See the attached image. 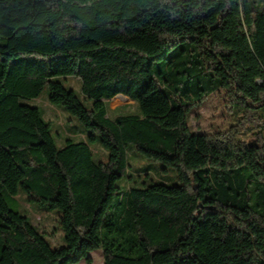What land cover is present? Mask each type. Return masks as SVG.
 <instances>
[{
    "label": "trees",
    "instance_id": "16d2710c",
    "mask_svg": "<svg viewBox=\"0 0 264 264\" xmlns=\"http://www.w3.org/2000/svg\"><path fill=\"white\" fill-rule=\"evenodd\" d=\"M47 83L84 126L63 147L22 101ZM215 92L264 110V0H0V264H92L98 249L104 264H264V122L254 143L243 121L191 132ZM119 93L137 112L109 106ZM130 144L177 183L123 189ZM21 190L61 211L64 246L8 206Z\"/></svg>",
    "mask_w": 264,
    "mask_h": 264
},
{
    "label": "rangeland",
    "instance_id": "374dc122",
    "mask_svg": "<svg viewBox=\"0 0 264 264\" xmlns=\"http://www.w3.org/2000/svg\"><path fill=\"white\" fill-rule=\"evenodd\" d=\"M58 79L62 81L65 87L74 89L80 100L89 105L90 101L86 100L83 95L81 82L77 77L69 76ZM22 101L40 109L43 119L50 124L51 133L58 147L65 146L68 137L75 140L81 139L84 126L64 107L52 105L49 102L48 83L38 97L23 98ZM126 103L125 98L119 96L115 97L113 101L115 106H123ZM138 106V103H136V106H129L128 110L137 112ZM252 112L254 116L250 117ZM245 114L249 116L245 117ZM240 121L244 122L242 126L246 128L243 129L239 137L249 143L256 142L258 135H260V133L257 135V132L262 128L264 122V110L243 106L229 109L225 106V100L221 92L211 94L202 104L194 107L188 117V124L193 133H212L216 130H226L231 124L237 125ZM91 148L97 161L106 162L108 160L107 151L99 142L92 143ZM127 163L128 171L131 172V176L135 177V180L126 178L121 181L120 184L123 189L133 185L134 182L140 183L141 181L149 182L153 180L168 184L177 183L174 167L164 170L160 161L148 159L136 150L134 144H130L127 148ZM128 171L125 173V177L128 176ZM6 202L11 209L27 216L53 248H60L65 245V232L59 224L60 210L49 209L40 205L37 201L29 200L28 194L22 190L15 196H6ZM91 256L93 258L92 264H104L101 250L91 252ZM79 264L87 263L82 261Z\"/></svg>",
    "mask_w": 264,
    "mask_h": 264
},
{
    "label": "crops",
    "instance_id": "0c3cea01",
    "mask_svg": "<svg viewBox=\"0 0 264 264\" xmlns=\"http://www.w3.org/2000/svg\"><path fill=\"white\" fill-rule=\"evenodd\" d=\"M123 95H125L126 97L123 96ZM117 96L125 98V100H126L127 103H126L125 105H123V106H120V105H119V106H115V105L113 104V101H114L115 97H117ZM110 101H111V102L109 103V106H110L112 109H116V110H119V111H121V112H126V111L128 110V108H129V106H135V104H134V102L131 100L130 96L127 95V94H124V93H119V94L115 95Z\"/></svg>",
    "mask_w": 264,
    "mask_h": 264
}]
</instances>
